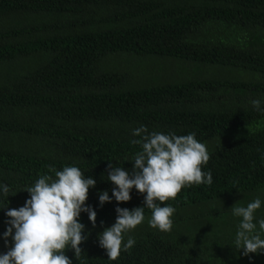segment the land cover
I'll return each mask as SVG.
<instances>
[{
    "label": "trees",
    "instance_id": "obj_1",
    "mask_svg": "<svg viewBox=\"0 0 264 264\" xmlns=\"http://www.w3.org/2000/svg\"><path fill=\"white\" fill-rule=\"evenodd\" d=\"M133 56L176 59L198 73L142 82L128 67ZM208 67L225 73L199 74ZM252 99L264 108V0H0V184L10 188L8 199L0 194V235L7 208L30 196L21 189L54 176L49 166H76L96 180L86 204L97 218L93 227L81 213L90 234L79 259L66 250L72 264H261L234 248L198 246L182 219L167 233L138 225L125 234L135 245L116 261L97 236L115 223L117 206L143 207L135 188L118 203L107 180L108 160L121 166L141 150L130 141L142 125L195 133L210 153L202 170L212 185L183 188L166 202L175 209L264 194V112ZM122 167L131 172L133 162ZM105 190L112 199L101 206Z\"/></svg>",
    "mask_w": 264,
    "mask_h": 264
},
{
    "label": "clouds",
    "instance_id": "obj_2",
    "mask_svg": "<svg viewBox=\"0 0 264 264\" xmlns=\"http://www.w3.org/2000/svg\"><path fill=\"white\" fill-rule=\"evenodd\" d=\"M251 104L264 112L260 99H252ZM132 134L139 139L130 142L140 145L141 150L130 160L118 161L116 165L121 166H114L113 160H108L107 180L115 185L112 196L118 203L129 202L135 188L144 195L143 207L130 210L117 206L115 223L97 234L99 246L106 250L110 261L118 260L122 251L130 252L135 245L131 236L125 242V234L143 223L145 208L151 210L150 227L171 232L176 209L166 202L175 200L185 187L213 183L211 171L202 170L210 160V153L195 133H149L142 125ZM124 161L133 162L131 172L122 167ZM49 169L54 176L41 175L32 186L21 189L30 194L23 206L7 208L8 227L3 237L6 243L11 237L13 243L7 252L0 254V264H72L65 254L68 249L74 251L76 259L81 257L80 245L90 233H85V225L79 218L86 212L93 227L96 226L97 212L86 204L89 188L95 187L96 180L91 176L86 178L76 166H65L62 170L49 166ZM9 192L7 184H0V194L8 199ZM111 199L106 190L99 194L101 206ZM261 206L262 201L257 197L247 206L231 207L232 215L240 218L232 246L243 256L264 253V219L256 221L255 217Z\"/></svg>",
    "mask_w": 264,
    "mask_h": 264
},
{
    "label": "rangeland",
    "instance_id": "obj_3",
    "mask_svg": "<svg viewBox=\"0 0 264 264\" xmlns=\"http://www.w3.org/2000/svg\"><path fill=\"white\" fill-rule=\"evenodd\" d=\"M128 67L142 82L150 80H153V82L181 80L191 78L198 73L194 74L196 71L193 70L194 65L192 64L160 56H133L132 60L128 63ZM199 70V74L202 76L206 74L217 77L225 73L224 70L210 69L209 67ZM212 142L217 144L219 141ZM257 197L262 201L261 208H264V194L259 196L242 195L235 196L223 203L218 202L214 204L210 202L204 205L176 208L172 219L183 220L178 222L183 229V234L185 237H191L197 241L198 246H202L201 243H203L205 246L213 249L220 247L221 251L225 253L227 249H233L232 243L240 219L232 215L231 207L234 204L247 206L249 202ZM261 208L255 213L256 221L264 219V209ZM150 218L151 216L145 217V220L141 224L144 226L149 225L148 221ZM12 243L11 237L7 238L6 243L3 235H0V249L8 251ZM210 248L206 249L209 250ZM253 256L260 260L258 263L264 264V253L249 254L248 257L254 259ZM258 257H261L262 260Z\"/></svg>",
    "mask_w": 264,
    "mask_h": 264
}]
</instances>
